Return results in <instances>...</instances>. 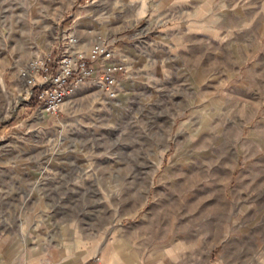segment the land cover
Listing matches in <instances>:
<instances>
[{"label":"rangeland","instance_id":"obj_1","mask_svg":"<svg viewBox=\"0 0 264 264\" xmlns=\"http://www.w3.org/2000/svg\"><path fill=\"white\" fill-rule=\"evenodd\" d=\"M70 31L124 72L41 115ZM0 264H264V0H0Z\"/></svg>","mask_w":264,"mask_h":264},{"label":"built area","instance_id":"obj_2","mask_svg":"<svg viewBox=\"0 0 264 264\" xmlns=\"http://www.w3.org/2000/svg\"><path fill=\"white\" fill-rule=\"evenodd\" d=\"M83 44L80 37L67 32L47 49L32 54L17 70L23 99L33 100L37 113L56 116L64 99L85 83L97 86L107 98L114 97L124 63L114 55L112 42L93 34L85 48Z\"/></svg>","mask_w":264,"mask_h":264}]
</instances>
